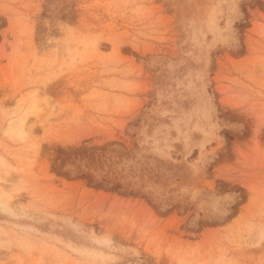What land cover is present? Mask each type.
Returning <instances> with one entry per match:
<instances>
[{
	"label": "rangeland",
	"instance_id": "rangeland-1",
	"mask_svg": "<svg viewBox=\"0 0 264 264\" xmlns=\"http://www.w3.org/2000/svg\"><path fill=\"white\" fill-rule=\"evenodd\" d=\"M0 264H264V0H0Z\"/></svg>",
	"mask_w": 264,
	"mask_h": 264
}]
</instances>
